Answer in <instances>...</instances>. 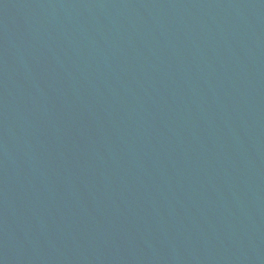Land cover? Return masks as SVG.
I'll use <instances>...</instances> for the list:
<instances>
[{
  "label": "water",
  "instance_id": "obj_1",
  "mask_svg": "<svg viewBox=\"0 0 264 264\" xmlns=\"http://www.w3.org/2000/svg\"><path fill=\"white\" fill-rule=\"evenodd\" d=\"M0 264H264V0H0Z\"/></svg>",
  "mask_w": 264,
  "mask_h": 264
}]
</instances>
